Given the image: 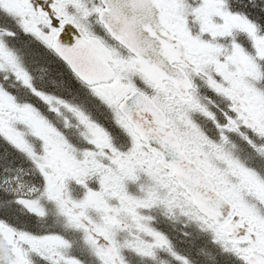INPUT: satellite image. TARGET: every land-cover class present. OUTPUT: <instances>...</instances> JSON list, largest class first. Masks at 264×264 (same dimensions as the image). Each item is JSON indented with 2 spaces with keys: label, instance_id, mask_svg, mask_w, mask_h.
Here are the masks:
<instances>
[{
  "label": "snow or ice",
  "instance_id": "6c2138e0",
  "mask_svg": "<svg viewBox=\"0 0 264 264\" xmlns=\"http://www.w3.org/2000/svg\"><path fill=\"white\" fill-rule=\"evenodd\" d=\"M0 264H264V0H0Z\"/></svg>",
  "mask_w": 264,
  "mask_h": 264
}]
</instances>
